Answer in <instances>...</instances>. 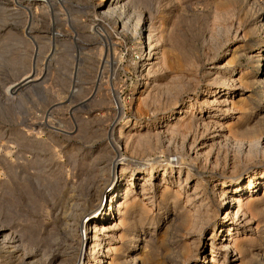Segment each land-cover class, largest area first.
<instances>
[{
    "label": "bare ground",
    "instance_id": "obj_1",
    "mask_svg": "<svg viewBox=\"0 0 264 264\" xmlns=\"http://www.w3.org/2000/svg\"><path fill=\"white\" fill-rule=\"evenodd\" d=\"M86 1L104 26L97 30L99 38L116 37L120 29L147 36L137 63L138 79L145 83L130 97L137 102V115L112 133L115 153L102 150L91 160L89 174L81 173L68 184L56 215L54 247L49 252L46 247L27 250L20 239L4 233L0 264H264V138L255 135L254 127L264 119V102L261 96L249 101L248 93L253 86H262L264 93V7L256 19L255 14L250 18L254 22L231 59L207 68L231 39L227 21L237 14V0L213 1L215 18L223 24L204 36L201 45L209 50L204 65L200 47L186 42L182 33L164 26L157 33L153 26L148 31L132 0ZM251 1L264 5V0ZM238 20L240 26L246 23L241 16ZM254 32L256 37L250 38ZM244 57L252 65L243 67L240 76ZM203 70L210 78L200 93L198 74ZM36 79L28 73L7 92L36 86ZM148 82L153 85L142 98ZM234 114L239 115L234 119ZM175 141L174 150L167 146L165 159H144L160 144ZM123 149L143 159L128 163ZM157 185L163 188L164 201L157 203L163 210L158 216L166 226L153 236L149 231L155 222L150 218Z\"/></svg>",
    "mask_w": 264,
    "mask_h": 264
},
{
    "label": "rangeland",
    "instance_id": "obj_2",
    "mask_svg": "<svg viewBox=\"0 0 264 264\" xmlns=\"http://www.w3.org/2000/svg\"><path fill=\"white\" fill-rule=\"evenodd\" d=\"M85 1L0 0V230L3 229L0 239L8 233L20 239L29 250L46 247L49 252L54 247L60 199L77 175L89 174L91 160L102 150L108 148L115 153L112 136L125 122L136 117L137 102H130L131 93L135 88L137 93V88L145 83L138 79L137 63L140 54L145 52L147 36L120 29L116 37L99 38L97 30L104 26ZM92 1L100 0H89ZM213 1L132 0L131 3L136 12L143 13L148 31L154 27L152 30L157 33L160 26L167 30L170 27L171 31L182 33L186 42L196 43L204 65L209 51L206 45L202 46L204 38L211 29H217L219 23L223 24L215 18L214 7L211 8ZM250 1L243 4L242 0H237V14L227 21L231 39L223 51L216 54L215 63L206 64L207 68L226 64L233 49L244 43V31L254 22L250 18L264 7ZM239 16L246 21L242 26ZM115 29L119 30L118 24ZM248 36L254 38L256 33ZM101 53L102 60L99 59ZM240 63L241 76L242 68L250 67L252 61L244 57ZM204 70L198 74L200 93L210 78ZM25 73L36 76L37 81L33 83L36 86L27 85L15 93L7 92ZM152 85L148 82L144 86L142 98ZM261 89L262 86H253L252 92H248L252 93L249 101L261 96L264 102ZM199 98L203 99V95ZM142 110L145 116L148 112L146 108ZM237 115H233L234 119ZM254 127L255 135L264 138V119L256 120ZM177 142L160 144L153 153L143 157L163 160L168 155L167 148L174 150ZM122 152L129 157L128 163L143 159L128 150ZM189 160L192 161V157ZM162 189L157 185L158 196L150 218L154 217L155 222L149 231L153 236L160 235L166 226V221L158 216L159 212L163 214L157 205L164 202L160 200ZM260 189L263 193L264 186ZM150 223L151 220L146 223V229Z\"/></svg>",
    "mask_w": 264,
    "mask_h": 264
}]
</instances>
